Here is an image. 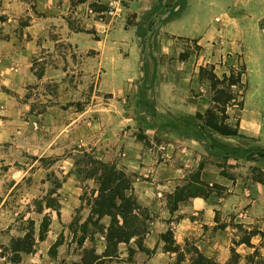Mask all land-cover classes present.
Wrapping results in <instances>:
<instances>
[{
    "label": "crops",
    "instance_id": "1",
    "mask_svg": "<svg viewBox=\"0 0 264 264\" xmlns=\"http://www.w3.org/2000/svg\"><path fill=\"white\" fill-rule=\"evenodd\" d=\"M73 1L80 27L65 21ZM91 1L107 4L110 0H35L42 17L30 26L34 37L30 51H36L39 36L48 38L45 45L51 48L56 43L73 44L86 56L87 65L100 69L97 88L109 100L100 107L99 95L94 93L92 102L71 114L70 120L68 110L50 105L43 116L45 126H52L53 132L41 141L59 153L58 148L68 147V131L62 130L58 136L55 126L75 129L80 145L91 144L96 149L108 146L102 158L134 174L132 193L152 216L144 237V245L152 253L130 242L129 247L136 251L124 264H174L176 252L166 250L162 238L170 229L175 244H194L220 264L230 261L233 250L246 253L251 247L242 241L234 243L230 219L249 225L259 223L258 230L264 231V184L241 175L230 179L213 162L214 155L206 147L207 139L202 137L197 118L198 112L212 107L211 86L209 80L200 77L199 70L201 66H213L217 74H224L239 62L245 66L246 87L238 118L241 136L212 135L223 141L240 143L244 139L264 147V0H118L116 18L92 9ZM213 10L220 15L213 18ZM128 15L133 16L132 23L123 19ZM54 24L59 26L52 27ZM51 32L58 37L49 38ZM181 40L195 41L200 53L182 58ZM11 64H0V77L2 73L4 81L9 80L14 88L23 82L21 71L29 70L26 81H39L28 66L8 75ZM3 99L0 94V115L9 111L2 105ZM249 99L254 104L251 110ZM142 114V120L152 119L150 125L139 126L146 139H141L136 126H132L133 119ZM2 123L0 120V126ZM7 123L15 126L17 121ZM4 135L0 128V140ZM146 140L150 142L147 146ZM193 173L223 190L192 196L172 211L167 196L189 182ZM17 175L13 167L4 176L0 174V197L6 196L0 198V246L18 233L10 228L14 208L4 204L20 182ZM68 184L64 181L61 188L66 190ZM75 205V200L61 204L60 222L69 220ZM54 241L50 233L40 242L38 253L24 254L14 264H54L47 254ZM259 241L258 235L250 238L254 247ZM178 264H192L191 255L186 254Z\"/></svg>",
    "mask_w": 264,
    "mask_h": 264
},
{
    "label": "rangeland",
    "instance_id": "2",
    "mask_svg": "<svg viewBox=\"0 0 264 264\" xmlns=\"http://www.w3.org/2000/svg\"><path fill=\"white\" fill-rule=\"evenodd\" d=\"M74 5L75 1L72 3L70 12L66 13L65 21L72 27H80L81 23H77L78 17L74 16ZM89 6L107 14L105 12L106 3L91 1ZM217 15H220L219 11L213 10L212 17ZM41 17L42 14L36 9L35 0H0V64L9 65L12 62L6 71L9 73L8 75L12 76L13 71L24 70L25 66H28L27 68H30L39 77L38 82L30 83L25 79L30 75L29 70L21 71L20 77L21 79L24 78L22 79L23 82L17 86L18 88H14L9 80L4 81L6 79L2 73V77H0V94L4 97L2 105H5L9 110L8 113L0 115V120H3L0 128L5 132L4 138L0 140V174L4 176L10 171V167H13V171L18 174L17 176H20L19 184L7 196L4 203L11 209L14 208V221L10 228L12 227L18 233H15L8 244L0 246V264H14L12 259L17 254L12 248V242L14 239L26 236L28 232L35 236L34 250L30 253L22 252L21 258L24 254L38 253L40 242L51 233L55 241L47 252L48 260L51 259L54 264H84L82 259L86 251L95 249L98 254L104 252L106 238L101 229L108 226L112 220L111 216L106 215L99 219L97 224H93V221L89 222L92 215L91 201L93 196L97 194L99 183L95 178L88 175L91 166L85 162L84 152H91L97 158L104 160L105 156L102 158V154L106 152L108 146L96 149L91 144L80 145L77 140V130H67L66 127L62 129L61 126H55L56 135L59 136L62 130L68 131L69 140L68 147L58 148L59 153L54 152L53 149L55 148H50L41 141L42 138L53 132L52 126H45L43 112L50 105L57 104L58 107L68 110L70 120L71 114L75 115L86 103L92 102L94 93L99 95L100 107H104L105 102L109 100L108 95L98 91L97 88L98 78L101 74L100 69L97 66L87 65L86 56L83 53H78L73 44L56 43L51 48L45 45L48 38L39 36L36 51H30L29 44L34 39L30 32V26L35 19H41ZM123 19L129 23L134 21L131 15L125 16ZM118 20L121 21L122 18ZM51 26L57 28L59 25ZM48 37L57 38L58 34L51 32ZM180 44L183 50L181 52L182 58L190 54L198 55L201 51V47L193 40H181ZM18 64L23 66L22 69L15 66ZM243 67V64L239 62L236 67H228L224 74L214 72L218 77L223 78L225 74L230 75L232 70L236 73L244 71ZM243 77V84L232 88L237 94L236 100H233L226 110V114L229 115L228 121L232 124L237 123L241 113V94L244 86H246ZM9 79L11 80L12 77ZM204 79L209 80L210 92L213 97L212 81L208 78ZM18 82H20V78ZM226 89L229 90V87L226 86ZM62 94H65L64 100L60 101ZM213 105L214 103H212ZM253 105L249 99L248 109L251 110ZM144 117L145 115L142 114L133 119L132 126H136L139 137L144 135L139 126L151 124L152 119L148 118L144 121L142 120ZM8 120H16L17 123L15 126H6ZM214 132L216 131L209 127H203L201 130L202 137L208 139L214 147L213 152H211L214 155L213 162L221 167V172L225 170L235 177L241 175L246 179L253 180L256 175L253 172L254 167L264 170V158L257 160L242 158L245 149L261 146L251 145L249 141L244 139H241L240 143L223 141L214 137L212 135ZM149 144L150 142L146 140V146ZM225 152H230L239 159L233 157L225 159L221 156ZM210 161L208 159V162ZM197 177L198 174L193 173L189 182L182 186L190 185L192 191L199 190L198 192H207L209 188L220 192L223 190L220 185L209 187L198 185L193 181ZM64 181L69 183L66 190L61 188ZM187 190L184 194L188 196ZM171 195L167 196L169 206L170 202H174V196ZM5 197L1 196L0 198ZM70 200H75L76 205L69 212V220L60 222L61 217L58 212L61 209V204ZM144 212L145 215H148V229L152 216L148 210ZM231 216L233 217V215ZM86 221L88 224H85ZM44 222L49 223L47 228L43 226ZM230 224L232 225L235 244L240 241L247 243L253 235H258L260 238L259 244L255 247L251 243H247L251 248L246 253L236 251L238 256L232 254L231 264H264V231L258 230L259 223L249 225L231 218ZM254 232L257 233L254 234ZM41 234H44L43 239L40 238ZM162 238L165 240V249L176 252L174 264H178L188 253L191 255L193 264V259L197 257L195 252L197 247L194 244L187 243L184 246L175 244L171 229L163 233ZM139 240V237H134L130 242L135 243L138 247ZM129 248L128 243H120L119 256L107 260L106 264H124V261L132 260L134 254L130 258ZM148 253L151 254L152 251Z\"/></svg>",
    "mask_w": 264,
    "mask_h": 264
},
{
    "label": "trees",
    "instance_id": "3",
    "mask_svg": "<svg viewBox=\"0 0 264 264\" xmlns=\"http://www.w3.org/2000/svg\"><path fill=\"white\" fill-rule=\"evenodd\" d=\"M244 66V65H243ZM200 67V77L208 78L212 81V88L214 95L212 102L214 105L207 109L205 112H198L197 118L199 125L203 127H209L210 129L219 132L225 136H241L239 132V119L236 124H232L228 121L229 115L226 114L227 106L236 100V92L232 88L243 84L242 76L244 71L235 72L231 71L230 75L225 74L223 78H220L214 72V67L210 66ZM227 83V84H226ZM229 87V90L226 89ZM244 86V90H245ZM231 88V89H230ZM244 90L241 94L240 108H243ZM146 139L145 135L140 137ZM206 147L209 152H213L214 147L211 142L206 140ZM85 162L90 164L91 168L88 170L89 177L95 178L99 183L97 194L93 196L91 201V217L89 222L93 221V224H97L98 220L106 215L112 217L111 223L101 229L105 233L106 248L102 254H98L95 249L88 250L83 256L84 264H106L107 260L114 259L119 256V244L122 242L129 243L132 238L139 237L138 247L140 250L149 252L150 250L144 245V237L146 236L147 219L148 215H145L147 209L143 208L137 201L135 195L130 192L133 186V173L127 172L125 169L118 167L115 162H106L100 158H97L91 152H84ZM225 159L235 158L239 159L236 155L230 152L221 154ZM245 160H257L258 158H264V147H254L244 150ZM253 172L256 175L253 180L264 184V170L259 167H254ZM222 174L226 175L230 179H235V176L222 170ZM196 184L209 187L210 185L205 181H202L199 176L197 179H193ZM188 189V190H187ZM189 193L184 194V192ZM199 191V190H198ZM192 191L190 185L179 186L174 196V202H170V209L175 211L178 209L179 203L186 200L188 197L207 195L211 189L207 192ZM187 196V197H186ZM60 214V210L58 212ZM95 218V219H94ZM94 219V220H93ZM85 224H88L86 221ZM44 227H48L49 223L44 222ZM257 232H254L256 234ZM41 239L44 238V234H41ZM247 243H250L247 242ZM35 236L28 232L26 236L14 239L12 242V248L16 252L17 256L12 259L14 263L21 260V253H30L34 250ZM135 249L130 247V258L134 254ZM197 257L193 259V264H220L213 259L206 257L197 248L195 250ZM234 256H238L236 250H233ZM225 264H231V260Z\"/></svg>",
    "mask_w": 264,
    "mask_h": 264
},
{
    "label": "built area",
    "instance_id": "4",
    "mask_svg": "<svg viewBox=\"0 0 264 264\" xmlns=\"http://www.w3.org/2000/svg\"><path fill=\"white\" fill-rule=\"evenodd\" d=\"M119 7H120V2L118 0H110L107 3V9L105 12L112 18H116L119 16V12H118Z\"/></svg>",
    "mask_w": 264,
    "mask_h": 264
}]
</instances>
